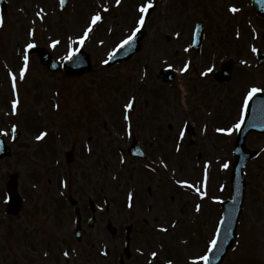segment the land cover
Returning a JSON list of instances; mask_svg holds the SVG:
<instances>
[{
	"label": "rangeland",
	"instance_id": "obj_1",
	"mask_svg": "<svg viewBox=\"0 0 264 264\" xmlns=\"http://www.w3.org/2000/svg\"><path fill=\"white\" fill-rule=\"evenodd\" d=\"M59 1L7 0V9L2 16L4 23L0 26V132L8 134L7 125L11 128H19L21 132L25 129L22 143L33 140L30 134L32 130L27 128L43 129L52 125L55 127V132L65 133L67 124L69 122L71 125L74 124L77 132L72 127L74 137H68L67 134L61 136L60 151L56 156H60L63 162L64 152L70 151L77 140L75 146L80 147L76 151L80 153L84 161L79 162L78 159L70 169L63 166L60 170L66 172L70 170L66 177L67 186L64 185L63 190L61 187L55 189L53 182L52 191L62 194L63 199L72 193L77 198L82 190L87 188L91 174L95 183L103 180L101 183L108 184L110 209L104 219L110 224L116 221L114 223L116 225L132 226L134 231L129 256H123V264H145L146 257L157 251L160 244L164 247V255L175 259L180 264L184 255L190 257L201 255L205 247L202 245L212 232L217 220L216 216L206 210L202 219L191 222L187 229V219L190 217V212H194L196 199L187 197V203L183 204L180 203V196L176 195L175 203L172 204L168 195H171L170 191L173 192V187L167 186L161 190V196L155 191V202L151 203L152 200L147 196L146 189L156 185L154 179L144 176L137 162L131 161L129 165L126 163L120 172V156L117 154L118 146L126 147L127 126L121 122L122 114L124 119L136 117V127L140 133L156 126L161 129L160 135L166 141H173L172 137L176 135V124L170 123L172 116L167 113V108L172 105L173 96L171 90L160 81L158 73L164 61L165 64L171 59L180 62L181 55H184L183 49L192 34L189 21L191 22L192 19L190 7L194 3L193 0H158V8L147 23L141 51L131 61L113 68H105L103 63L115 47L132 34L138 24L141 14L139 8L143 3L137 4L136 0H119V2L117 0H68V6L61 10ZM225 1L214 0L213 6L209 3L211 7L206 3L209 11L200 9V12L205 14L202 16L204 19L209 18L211 21H214V16L210 18L213 11L223 16L221 33L218 36L215 34L216 26H209L210 38L220 41L214 47L216 50H220L221 53L230 51L234 54L238 43L234 40H237L233 31L234 24L223 14L228 8ZM227 3L230 1L228 0ZM231 4L240 9H244L247 5L245 0H232ZM236 12L238 13L237 21L243 22L241 12L239 13L238 10ZM97 14L101 19L94 24L91 36L84 46L94 62V70L90 74L83 77H69L66 72L53 74L39 63L36 55H29L28 69L21 78V69L24 68L26 55L25 48L29 43L44 47L57 60L63 61L69 55L71 47L77 44L76 39L90 24L92 17ZM247 15L255 16L252 12ZM243 16L246 17L245 14ZM198 18L199 16L196 17ZM251 21L260 24H254L255 29L261 31L264 28V23L257 20ZM186 27L188 30H185ZM238 29L242 38L246 32H250L247 25H242ZM176 32H180L181 36L175 42L174 33ZM54 41L59 43L52 47ZM19 67H21L19 72L13 73V69ZM252 67L256 69L255 66ZM235 73L238 82L231 81L230 88L242 91L240 79L244 72L235 71ZM13 76L16 77L15 86L12 85L11 77ZM189 84L192 87L198 85L195 81ZM133 97H136L135 114L128 113L125 107ZM180 99L181 92H178L175 102H179ZM13 101H18L15 108H13ZM53 106L59 107V111H55ZM229 107L233 111L235 104L232 103ZM7 111L10 112L9 117H7ZM34 119L39 120L38 124L34 125ZM40 120L45 122L39 125ZM79 124L84 126L78 131ZM150 133L152 134V129ZM250 144L251 147L260 149L264 139H252ZM105 147L107 153L103 157L109 165V174H107L108 168H102V154ZM50 149V147H44L38 152L37 157L42 161L41 174H37L34 170V175L37 178L45 172L54 178L55 182L60 183L59 171L51 168L54 158L52 159L50 154L48 160H45V152ZM17 159L20 161H15L14 165L23 163V159L19 157ZM225 159L223 158L222 162ZM261 164L263 165L260 166ZM252 165L245 212L242 214L239 226L241 227L240 238L222 264H264V153ZM1 166L5 164L1 163ZM15 170L16 168H13L11 171ZM187 175H192V171L189 170ZM4 181L5 175L0 170V189L3 188ZM133 191L134 206L128 210L126 209L127 201L129 194ZM124 208L126 214H121ZM62 210L63 206L59 205L60 215L57 218L66 219L65 214L68 210L63 214ZM203 211L197 216H201ZM130 213H132L130 220L129 218L124 220V217ZM175 223H178V227L172 231L175 229ZM197 223L200 224L197 237H194L192 228ZM58 230L57 223L54 231L58 232ZM186 235H188L186 245L182 249L176 244V239ZM103 236L107 237L103 239V245L111 248L112 255L116 257L115 264H120L117 257L124 250L123 230L118 235L105 232ZM6 238L7 236L0 232V256L3 257L6 254L3 244ZM163 239L166 245L164 242L160 243ZM66 241L69 242L70 239ZM84 246L83 243L81 247ZM59 252L55 253L56 259L58 255L60 258L63 256V251ZM84 253L85 250L82 252L81 262ZM12 259L15 262H21L25 258L18 255ZM36 259L39 261L31 260V262L59 263L58 260L53 263L42 257ZM86 261L90 259L86 258ZM93 264L104 263L94 260Z\"/></svg>",
	"mask_w": 264,
	"mask_h": 264
},
{
	"label": "water",
	"instance_id": "obj_2",
	"mask_svg": "<svg viewBox=\"0 0 264 264\" xmlns=\"http://www.w3.org/2000/svg\"><path fill=\"white\" fill-rule=\"evenodd\" d=\"M255 3L258 11L264 15V0H256ZM142 36L143 32L139 35L140 39L142 38ZM139 44L140 40L139 42H137V49H139L140 47ZM129 48H131V45L128 46V49ZM254 104L255 105H253L252 109L250 110L251 114H249L248 128H250L249 130H264V96L258 97L257 101H255ZM242 155L244 156V153ZM245 157L248 158L249 156L247 155ZM234 191L235 201L232 202L231 205H225L227 213L225 215V220L223 221V224L221 226L219 240L215 249L213 250V259L211 260L210 264H217V260L224 256L228 247L231 245L235 238V229L237 225V219L240 214L242 201V187L240 186V184L239 187Z\"/></svg>",
	"mask_w": 264,
	"mask_h": 264
},
{
	"label": "snow or ice",
	"instance_id": "obj_3",
	"mask_svg": "<svg viewBox=\"0 0 264 264\" xmlns=\"http://www.w3.org/2000/svg\"><path fill=\"white\" fill-rule=\"evenodd\" d=\"M117 2H119V0H117ZM61 3H63V0H61ZM151 7H152V3H149L147 7H143V6H142V7L140 8V11H141L142 13H146V12L148 11V9L151 8ZM231 10H232L233 12L237 11V9H236L235 7H233ZM100 19H101V17L97 14V15H95V16L92 17V19H91V23L94 25V24H95L98 20H100ZM3 23H4L3 18L0 17V26H2ZM144 23H145L144 17L141 16V18H140V20H139V24H140V25H143ZM91 30H92V29H91L90 27L87 28V29L85 30V32L83 33V35L79 38V42H80V44H83L84 41L88 38V35H89V33L91 32ZM136 31L138 32V31H139V28H137ZM134 37H135V34H133L132 36L128 37V39L124 40L123 43H122V45H121V47H123V45L128 44L131 40L134 39ZM58 43H59V41H54V43H53V47H55L56 44H58ZM33 47H34V45H33L32 43H29V44L27 45V48H28V49H32ZM76 52H77V50H75V49L71 50L70 53H69V55H68L67 57H65V58L71 60V59L73 58V56L76 55ZM28 59H29L28 56L25 55V56H24V68L21 70V78H23L24 73H25V72L27 71V69H28ZM105 63H107V61H105ZM181 71H187V65H185V67H184L183 69H181ZM208 71L211 72L212 69L210 68V69H208ZM205 75H207V73H205ZM15 79H16V77L13 76V81H15ZM259 91H261V89L256 88V87H253L252 90H251V92H249V94H248V99H251V98H252V95H253L254 93L259 92ZM17 104H18V101H13V108H15ZM125 107L128 108V109H130V108L133 107V105H132V103H129V104H127ZM239 127H240V124H237V125H236V128H239ZM217 131H221V132H223V131H225V129H217ZM227 131L230 132L231 129H228ZM45 135H47V133H41V135L38 136L37 139H38V140H39V139H42ZM181 135H183V133H182ZM224 167L227 168L228 165L225 164ZM177 183H183V184H186V185L188 184L187 181H183V182H181V181H177ZM65 186H67V185H66V182H65ZM195 190H196V192H198V193H200V191H201L199 187H197ZM201 195H203V193H201ZM131 199H132V194L130 193V194H129V200L131 201ZM129 206H131V203L129 204ZM200 207H201L200 205H197V206H196V210L199 211V210H200ZM221 224H223V221H221ZM164 230L167 231V229H164ZM218 237H219V230L217 231V239H218ZM217 239H212V240H211V246H212V248H215V247H216V245H217ZM65 255L67 256L68 253H65ZM156 255H157V253H155V252L152 253V256L155 257ZM199 259H201V260L207 262L208 259H209V257H208L207 255H204V256L199 257ZM169 264H171V261H169Z\"/></svg>",
	"mask_w": 264,
	"mask_h": 264
}]
</instances>
